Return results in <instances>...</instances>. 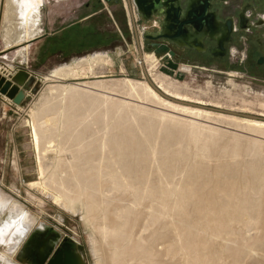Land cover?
Returning a JSON list of instances; mask_svg holds the SVG:
<instances>
[{"label":"bare ground","instance_id":"1","mask_svg":"<svg viewBox=\"0 0 264 264\" xmlns=\"http://www.w3.org/2000/svg\"><path fill=\"white\" fill-rule=\"evenodd\" d=\"M54 1L60 3L67 0ZM49 3L50 0H0L4 44L10 48L27 42L24 48H18L16 51L25 60L30 50V41L41 31L43 7ZM109 59L108 56L85 57L61 68L58 66V69H53L52 74H48L46 79L56 81L71 77L80 79L82 76L94 73L95 64L97 66L100 62L107 63ZM147 59L153 63L156 56L152 54L146 56L145 61ZM152 83L155 85L153 81ZM157 85L156 88L167 97L161 95L147 82L130 78L68 82L48 87L40 102L31 109L29 124L33 145L38 152L40 177L39 180L30 182V186L38 188L44 196L52 198L54 203L63 209L74 212L78 208L82 210L84 219L100 237L103 264H264V185L256 182L258 178L262 181L264 176L247 178L237 170L235 174L232 173L231 178L224 179L220 184L217 183L214 174L209 173V169L205 167L207 165L205 162L209 163L206 161L207 158L210 159L217 151L221 155L223 152L226 156L228 153L241 151L244 146L241 147L240 143L245 145L243 136L230 134L219 127L196 119L179 120L177 123L179 130L175 129V132L190 143H194V152L187 147L183 149L181 142L180 147L175 148V151L172 150L173 152L167 148L160 149L163 156L162 169H164L161 170L160 178L164 183L157 186L145 174L146 171L143 173V165L148 163L152 150L155 152V148L153 146L151 148L150 135L145 134L144 141L136 140L135 134L129 127L125 132L122 129V134L110 135L113 123L111 124L109 117L112 105L114 111L119 113L134 110L131 109L132 101L124 98L144 100L152 97L173 110L196 117H210L211 114H216L225 119H232L236 123H242L244 127L256 132L264 131V120L215 112L206 109L204 102L193 103L194 100L181 97L172 82L161 80ZM170 88L175 90L174 97L169 93ZM82 92L89 94L90 103L95 97H98L96 98L98 100L103 98L104 110L99 112L98 116L104 121V129L102 134L99 130H92L86 135L87 145H84V129L80 130L76 139L73 138L74 145L79 147L70 149L65 145L67 140H64V134L71 132L76 117L65 121L67 112L64 106L69 99ZM120 96L124 98L120 99ZM74 100L75 98L72 99L73 102ZM136 107L141 108L140 105ZM144 108L143 110L138 108L139 112L144 111ZM152 114L162 118L170 117L162 113ZM124 123L126 124V121ZM226 139L232 140L234 144H224L223 141ZM250 143L249 140V145ZM252 143L256 149L264 151L262 141L255 140ZM74 150L75 155H70L71 159L63 158V154L67 151ZM51 151L57 153L53 154L54 157H49L51 165L45 166L43 158L46 156L42 157V154ZM167 154L170 155V160L165 158ZM182 160L191 168L200 165L197 170L189 173V182L193 181L191 184H196L192 192L181 188L176 184L178 181H175V162ZM145 201L156 203L150 214L151 220L145 222L150 233L137 235L139 227H146L143 226V220L139 223ZM37 224L35 225L31 213L18 204L12 194L0 187V264H23L17 260V256L27 237L37 227L44 229L48 225L44 222ZM33 225L35 226L32 229Z\"/></svg>","mask_w":264,"mask_h":264},{"label":"rangeland","instance_id":"2","mask_svg":"<svg viewBox=\"0 0 264 264\" xmlns=\"http://www.w3.org/2000/svg\"><path fill=\"white\" fill-rule=\"evenodd\" d=\"M123 1L125 2L126 6H122L121 4H113L111 6L109 3L108 5H105L104 0L100 3L97 0H67L61 1L60 3L50 0V3L43 7L42 28L35 39L31 41L30 50L26 54L28 58L26 59L27 61L23 56L16 53L18 48H24V45L27 44V42H24V45H13L10 48L5 46L4 39H2L3 15L0 18V59H9L13 60L14 62L13 64L9 63L10 67L0 64V73L4 72L6 75H8L9 73L18 71L20 69H27L33 73L36 78L33 84L26 89L27 98L22 105L16 106L9 98L4 95H0V187H2L9 194H12L15 197L16 202L24 206L31 213V217L33 218V221H35V225L37 223V225H39L41 222H44L57 228L64 236L69 237V239L75 240L78 243L79 250L84 255L87 264H103L104 258H102V254H100L102 246L99 242L100 237L98 236L97 232H94L93 229L90 228L84 219L82 210L78 208L77 211L74 212L70 209H63L56 205L52 198L44 196V194L38 190V188H33L30 186V182L39 180L40 177L38 152L33 145L32 130L31 125L29 124L31 120V109L40 102L41 97L46 92L48 87L63 83L67 84L68 82H95L100 79L109 81L124 78H130L136 81H145L148 84H150V78L155 83V85L158 86L157 84L161 82V80H165L174 83V86L177 87L179 95L181 97L185 96L187 100H194L193 103L196 101L204 102L203 104L206 106L238 111L241 113L257 116L254 119L264 120V83L254 80L251 73L247 72L240 66L241 63L236 65L233 64L232 66H228L226 69H220L216 66L209 67L204 60L196 61L193 59H187V57L184 55H179V57L173 59H166V63H164L162 66L159 65L158 60V65H156L147 59L145 63L148 64L150 70L149 75H147L148 71L146 70V65L144 66L141 63L142 54H144V52H152L155 55L156 52L150 48L149 45H147L148 42L144 37L145 31H143L144 23L136 8L134 7V4L131 3L130 6L128 0H122V2ZM87 2L90 3V5H94L93 9L100 11L99 16H97L98 18L96 19V23L94 22V25L96 24L98 28L97 35L99 38L100 47H89L86 52L91 53L95 52L96 50H110L109 54L112 56V59L107 63L100 62V64L96 66V73H91L88 76L85 75L86 77L82 76L80 79L71 77L69 79L56 81L54 79L44 78L50 73L52 68L69 61H67L68 57H64V59H56L53 56L48 57L47 54L49 53L48 47L50 42L43 40L42 37L44 36L45 32H50L51 30L56 32L68 22H70L69 20L78 17L80 12L72 15L69 18L68 12L70 10H74L73 12H75L77 9H81L83 11V13H81L86 14V7H88ZM106 6H108V8H106ZM3 12L4 10L2 13ZM109 13H112V15L116 18L115 22L110 18L111 15ZM147 31L153 32L155 31V28L150 27ZM62 35L64 43L67 45V47L72 44L70 41V38L72 39V34L69 32H64ZM73 41H76L75 47L77 49L86 47V43L81 40L76 39ZM82 54L83 52L78 56H82ZM23 60H25V62ZM230 61L232 62V60ZM237 62L238 61H236V63ZM2 76L7 78L5 75ZM170 90L171 91L169 93L174 97V88H170ZM169 93L166 94L170 95ZM85 94L82 92L81 94L72 97L66 102L64 106L65 112L68 113H64V120L67 121V119L71 117H76L75 119L77 120V122L75 120V124L71 128V132L64 134L65 139L63 138L64 140H67L65 145H67V147L70 149H76V147H79V145H74L73 140L76 139L80 130L83 131L84 129V145H87L88 137L86 135H89L92 130H99V133L101 131L102 134L104 129V121L100 118V116H98L99 112H103L104 110V102L102 101L103 98L101 97V100H98L96 99L98 97H95V99L92 100L93 102L90 103L89 94ZM81 97L83 101L81 100ZM120 97L117 98H124L123 96ZM74 98L75 100L73 102L72 99ZM124 100L133 103L131 109L134 110H127L126 113H124L125 111L120 113L115 112V108L111 104L112 106L109 121L111 124H113L111 125L110 135L122 134L123 131L125 132L128 127L130 131L135 134L136 140L144 141L145 134L150 135V141L152 144L151 148L153 146L155 148L154 151H158V153H155L152 150L150 153L151 156L147 161L148 163L143 165V173L146 171L145 174L150 177L152 183L154 182V185L160 186L162 182L164 183V180L162 181V178H160V176L162 177L160 174L161 170L164 171V169H162L163 156L160 153V149L163 148L162 150H166L167 148V150L175 151L180 147V144L183 143V149H186L187 147L190 148L192 152H194V143H190V141L182 138L181 135L175 132V129L177 131L179 130V125L177 124L179 120L185 121L196 119L202 123L219 127L221 130L227 131L230 134H239L240 136L244 137L243 142H245V145L240 143L241 147L244 146L241 148V151L228 153L227 156L226 154L224 155L223 152H221V155L220 152L217 151L215 152L216 154L214 153L216 158L214 154L210 157V159L207 158L206 161H209V163L205 162L208 165H205V167L207 170L209 169V173L214 174L216 181H219H217V183L221 184L224 182V179L226 180L231 178L237 170L242 172L247 178H257L259 176H264V151H259L253 146L252 143L255 140H259L264 143V131H253L244 127L242 123H236L232 119H225L224 117H219L216 114H211L210 117H196L192 114L183 113L166 107L152 97L144 99L146 101L133 98H124ZM140 101L144 102L140 103ZM84 102L85 104H82ZM138 105H140L141 108L136 107ZM88 107L92 108L89 109ZM138 108L140 110H143L144 108V111L139 112ZM13 109L14 111H12ZM69 109L73 110L70 111ZM129 111L132 115H130ZM151 112L157 114H166L167 116L173 117L176 120L170 117L162 118L152 114ZM137 116L139 118H137ZM128 119L131 120L128 121ZM125 121L126 124L124 123ZM123 123L124 125H122ZM86 127L88 129H86ZM122 129L124 130L122 131ZM167 131H172L175 133L173 134ZM249 140L251 145H249ZM223 143L228 145L234 144V142L229 139L224 140ZM52 152L53 151L48 152L45 155L42 154V157L46 156L43 158V163L45 166L51 165V160L49 157H54L57 153L56 151L53 153ZM169 154H167L165 157L166 159L169 158L168 160L171 159ZM231 154H235V156H232ZM70 155H75V150L67 151L66 154H63V158L70 157ZM71 158L72 157H70V159ZM175 165V181H178L176 184L181 186V188H186V191L192 192L193 189L196 188V184H191L193 181H191V183L189 182V173H191L192 170H197L200 165L192 166L191 168L188 167L186 162L183 160L176 161ZM158 169H160V171ZM213 169L216 170L214 171ZM258 171L259 173H257ZM255 174L256 176H254ZM226 175L230 176L227 177ZM263 181L264 179L262 181L259 180V178L256 179V182L260 184L262 183L264 185ZM151 203V201L143 202V208L141 210L143 215L139 221V223H141L143 220V226H146L145 222H149L152 218L150 214L153 212L152 210L153 207H155L154 204L156 203ZM150 206L152 208H150ZM35 225H33L32 229ZM146 228L148 227H139L137 229V235H148L150 230L149 228ZM140 231H142V233H140ZM105 250L107 252V246Z\"/></svg>","mask_w":264,"mask_h":264},{"label":"water","instance_id":"3","mask_svg":"<svg viewBox=\"0 0 264 264\" xmlns=\"http://www.w3.org/2000/svg\"><path fill=\"white\" fill-rule=\"evenodd\" d=\"M110 2L111 0H104ZM103 2V0H100ZM119 2V0H115ZM207 1L193 3V0H128L134 4L147 31L150 27L155 28L153 32L144 34L145 39L154 40L149 47L158 53L174 51L169 45L157 42L160 39H167L172 42L181 40L186 42L189 34L196 29L198 32L211 30L213 25L220 23L225 27L226 40L228 41L233 33V21L225 22L216 20L215 15L209 12ZM224 43L217 41L216 49H221ZM147 73V72H146ZM148 75V74H147ZM35 76L27 69H20L10 78H4L0 73V93L9 98L13 104L22 105L27 98L26 89L35 81ZM150 84L159 91L149 78ZM161 95L167 97L159 91ZM206 109L237 115L241 117L256 118L253 115L231 111L229 109H218L206 106ZM23 264H87L84 255L79 250L78 243L64 236L57 228L46 225L44 229L37 227L30 233L23 244L22 250L17 256Z\"/></svg>","mask_w":264,"mask_h":264},{"label":"flooded vegetation","instance_id":"4","mask_svg":"<svg viewBox=\"0 0 264 264\" xmlns=\"http://www.w3.org/2000/svg\"><path fill=\"white\" fill-rule=\"evenodd\" d=\"M200 1L207 0H193V3ZM208 1L209 12L215 15L217 21L221 23L228 19L233 21L230 39L225 41L227 38L225 27L220 23L214 24L211 30L205 32L194 29L186 42L181 40L172 42L167 39L157 41L169 45L170 50L174 51V55L166 52L167 57L173 59L184 55L187 59L204 60L209 67L216 66L220 69L241 63L240 66L251 73L254 80L264 83V0ZM106 3L125 6L122 0L119 2L111 0ZM145 26L148 27L144 24ZM147 32L149 31H145L144 34ZM146 41L147 45L154 42L151 39ZM217 41L224 43L220 50L215 48Z\"/></svg>","mask_w":264,"mask_h":264},{"label":"crops","instance_id":"5","mask_svg":"<svg viewBox=\"0 0 264 264\" xmlns=\"http://www.w3.org/2000/svg\"><path fill=\"white\" fill-rule=\"evenodd\" d=\"M71 1H73V0H71ZM98 2L100 3V1H98ZM104 3H105V5H108V3H106V2H104ZM87 6H88V7H86L87 11L85 12L86 14H82L83 11L81 9H77V11H75V12H73L74 10H70L68 12L69 18L72 15L80 12L78 17L75 16L76 18H73V19L71 18L72 20H69L70 22H68L66 25H64L61 29H59L56 32L55 31L53 32L52 30L50 32H45L44 36L42 37L43 40L50 42L49 47H48L49 53L47 54L48 57L53 56L56 59L57 58L58 59H64V57H68L67 61H69V62L62 63V64L55 66L54 68H52L50 70V73L53 72L54 70H56V68L58 66H59L58 68H61L67 64L69 65V64L75 63L77 61H80L82 59H85V57H87V58L92 57L93 58V56L94 57H96V56H108L110 58L109 62L112 59L111 58L112 56L109 54L110 50L109 51H99V50L97 51L96 50L95 52H91V53L86 52L87 49H89V47H91V48H94V47L99 48L100 47L99 38L97 35L98 28H97L96 24L94 25V22L96 23V19L98 18L97 16H99L100 11L93 9L94 5H92V4L90 5V3H88ZM106 8H108V6H106ZM109 14L111 15L110 18L115 22L116 18L112 15V13H109ZM40 27L42 28V21H41ZM143 31H144V28H143ZM64 32H69L70 34H72L73 40L78 39V40H81L84 43H86V47H84L82 49H77L75 47L76 41H73L71 38H70V41L72 42V44H70L67 47V45L64 43V39H63V35H62ZM33 39H35V38H33ZM92 51H94V50H92ZM82 52H83L82 56H78ZM152 54H154V53L144 52V54H142V58H141L142 59L141 63L144 66L146 65V70L148 71V74H149L150 70H149L148 64L145 63V59H146V56H149ZM155 56H156V59H155V61H153V63L158 65L157 64V60H158L160 66H162V65H164V63H166V59H170L167 57V54H164V53H158V54L155 53ZM28 57H29V55H28ZM3 58H6V57H3ZM23 61L25 62V60H23ZM9 63L13 64L14 62H13V60H9V59H4V60L0 59V64H2V65L4 64L6 66H9ZM94 69H95L94 72L96 73V64L94 65ZM143 71H144V69H143ZM92 74H94V73H92ZM46 76L44 78H46ZM84 77H86V76H84Z\"/></svg>","mask_w":264,"mask_h":264},{"label":"built area","instance_id":"6","mask_svg":"<svg viewBox=\"0 0 264 264\" xmlns=\"http://www.w3.org/2000/svg\"><path fill=\"white\" fill-rule=\"evenodd\" d=\"M124 2V1H123ZM125 3V2H124ZM126 6V5H125ZM1 71H3V70H1ZM17 71H14V72H11V73H9L8 75H6L4 72H1L2 73V75H5V76H7V78H10L12 75H14L15 73H16Z\"/></svg>","mask_w":264,"mask_h":264}]
</instances>
